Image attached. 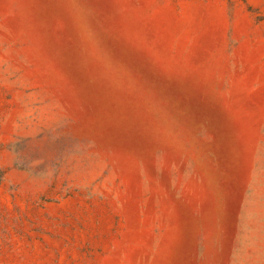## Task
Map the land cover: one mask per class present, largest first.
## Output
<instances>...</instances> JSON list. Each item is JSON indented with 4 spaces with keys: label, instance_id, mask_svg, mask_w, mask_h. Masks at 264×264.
Wrapping results in <instances>:
<instances>
[{
    "label": "rangeland",
    "instance_id": "374dc122",
    "mask_svg": "<svg viewBox=\"0 0 264 264\" xmlns=\"http://www.w3.org/2000/svg\"><path fill=\"white\" fill-rule=\"evenodd\" d=\"M0 264H264V0H0Z\"/></svg>",
    "mask_w": 264,
    "mask_h": 264
}]
</instances>
